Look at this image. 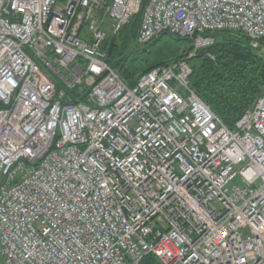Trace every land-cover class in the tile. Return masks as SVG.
Segmentation results:
<instances>
[{
	"label": "built area",
	"instance_id": "1",
	"mask_svg": "<svg viewBox=\"0 0 264 264\" xmlns=\"http://www.w3.org/2000/svg\"><path fill=\"white\" fill-rule=\"evenodd\" d=\"M0 0V264H264V92L235 129L186 61L129 87L102 49L241 34L264 0Z\"/></svg>",
	"mask_w": 264,
	"mask_h": 264
},
{
	"label": "trees",
	"instance_id": "2",
	"mask_svg": "<svg viewBox=\"0 0 264 264\" xmlns=\"http://www.w3.org/2000/svg\"><path fill=\"white\" fill-rule=\"evenodd\" d=\"M149 0H144L143 8ZM141 11L118 34L109 33L103 50L108 64L129 87L151 71L186 61L190 85L205 105L231 130L264 92V40L256 49L241 34L215 33V44L188 59L194 41L163 33L146 44L138 42ZM115 38L111 52L110 42Z\"/></svg>",
	"mask_w": 264,
	"mask_h": 264
},
{
	"label": "water",
	"instance_id": "3",
	"mask_svg": "<svg viewBox=\"0 0 264 264\" xmlns=\"http://www.w3.org/2000/svg\"><path fill=\"white\" fill-rule=\"evenodd\" d=\"M114 42H115V38H112V40L110 42L109 53L111 52V50L113 48Z\"/></svg>",
	"mask_w": 264,
	"mask_h": 264
},
{
	"label": "bare ground",
	"instance_id": "4",
	"mask_svg": "<svg viewBox=\"0 0 264 264\" xmlns=\"http://www.w3.org/2000/svg\"><path fill=\"white\" fill-rule=\"evenodd\" d=\"M205 104V103H204ZM221 121V120H220ZM240 121V120H239ZM222 122V121H221Z\"/></svg>",
	"mask_w": 264,
	"mask_h": 264
}]
</instances>
